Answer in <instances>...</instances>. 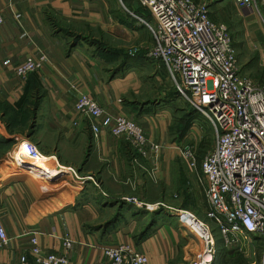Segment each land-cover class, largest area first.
Instances as JSON below:
<instances>
[{"label":"crops","instance_id":"crops-1","mask_svg":"<svg viewBox=\"0 0 264 264\" xmlns=\"http://www.w3.org/2000/svg\"><path fill=\"white\" fill-rule=\"evenodd\" d=\"M118 10L104 0H0V115L14 127L8 135L14 143L28 141L41 156H53L65 179L47 181L28 168L19 173L11 160L18 146L10 156L13 168H0V221L9 238L0 247L5 264H21L22 256L36 264L34 236L45 252L61 253L64 240L71 239V264H108L104 248L121 243L135 245L147 255V264H188L196 252L176 218L157 207L187 198L188 173L180 162L187 161L178 150L186 136L179 141L173 113V105L184 102L164 68L148 58L151 33ZM241 11L252 18L248 9ZM104 34L111 44L99 43ZM42 55L47 61L40 72L26 79L17 75L28 57ZM82 94L94 98L106 116L139 122L161 150L144 158L106 128L96 137L89 119L76 111ZM6 130L0 119V134ZM60 168L78 176L68 175V181ZM17 174L22 176L4 182ZM190 194L193 203L198 189ZM118 210L121 218L111 222Z\"/></svg>","mask_w":264,"mask_h":264},{"label":"built area","instance_id":"built-area-1","mask_svg":"<svg viewBox=\"0 0 264 264\" xmlns=\"http://www.w3.org/2000/svg\"><path fill=\"white\" fill-rule=\"evenodd\" d=\"M136 1L148 18L127 11L153 37L148 58L164 68L180 100L197 110L215 134V146L200 160L198 173V188L206 199L205 217L191 209L166 206L177 218L189 244L196 246L193 257L185 263L217 264L219 243L222 242L223 249L246 240L262 243L260 264H264V90L241 73L229 27L211 18L208 2ZM234 1L252 13L259 10L256 0ZM3 22L0 11V25ZM46 61V55L28 57L16 73L26 79L31 73L40 72ZM75 107L89 119L96 137L106 128L112 135L130 141L144 158L150 150L159 152L162 148L160 143L147 139L139 122L124 115L106 116L101 105L89 95H80ZM198 121L193 123L186 142L178 145L191 169H197L199 161L200 142L194 137ZM69 171L77 175L73 169ZM149 172L156 178L155 167ZM8 242L0 221V247ZM31 243L36 264H71V239L64 240L61 253L45 252L35 236ZM104 254L108 264L148 263L147 255L129 243L107 246ZM20 261L28 264L27 256ZM0 264L5 263L0 260Z\"/></svg>","mask_w":264,"mask_h":264},{"label":"rangeland","instance_id":"rangeland-1","mask_svg":"<svg viewBox=\"0 0 264 264\" xmlns=\"http://www.w3.org/2000/svg\"><path fill=\"white\" fill-rule=\"evenodd\" d=\"M104 1L107 2L108 4H110L111 1L112 3L113 2L116 3V6L119 8L118 12H120L121 13L120 15L123 16L125 19L132 17L128 11L130 12L136 11L143 17L148 18V13L143 9L142 6H140V4L136 0H104ZM200 1L209 3L212 18L215 19V21L225 23L229 27L232 43L238 55V64L241 73L249 77L252 81L256 83V85H258L261 89L264 90V58L262 57V54L264 53V1L256 0L260 4L261 13H251L253 14L252 16L253 19L245 18V15L241 11V8L235 3L234 0H200ZM131 19L136 20L134 17H132ZM252 20L253 22H251ZM88 37H92L91 34H88ZM108 37L109 36L107 34L100 35V40L98 39L99 43L103 46L108 45L109 44L108 42H110V41L108 42L106 41L110 39ZM152 45H153V37H152ZM100 51L103 52V49H101ZM178 104L173 105L174 106L173 113H174V123H178V127L180 129L187 125L185 119L187 116L186 110H188V107L185 104H183L181 101ZM183 108H185L186 110H183ZM6 131L7 134H4V137L14 134L15 132V130L12 131L10 129ZM194 137H196L197 141L200 142L199 149L197 151V155L199 159L197 163V169H191L187 165V162L183 160L180 161L181 164H184V166L186 167V171L188 173L186 174V177H188V182L186 183V188H185L186 191L185 193L187 194L185 193L183 194V196L187 195V198L185 196L184 203L182 202L177 205L174 204L173 206L183 209H191L195 211L199 217L203 218L205 217L206 199L204 192L201 189L197 188L196 182H198V173L200 172V160L203 157H205L208 154V152L215 146V134L212 126L209 123H207L204 119L200 118L198 122V133L195 134ZM8 138L9 139H4V140L10 141L12 139L11 136H8ZM184 142H186V139L184 140ZM17 144L18 143H13V139L11 140V142L8 143H5L4 141L0 142V168L7 166L13 168L12 166L13 162H11L13 158H11L10 156L14 151V149L17 147ZM26 168L27 165L25 164L23 167L22 166L19 167L18 172ZM22 172L25 173L24 171ZM21 176L22 174L13 175L4 182L6 183L9 180L19 179V177ZM73 176L76 177V175L72 173L71 180H74ZM66 177L69 176L67 175L65 176V178ZM67 179L68 181L70 180V178ZM43 181L44 180H42V182ZM4 182H2V184ZM65 185H67V183H65ZM196 189H198V194L194 199V202L190 203L192 201L190 193H194ZM183 196L181 195V200ZM174 197L178 199V195H175ZM131 200L134 201L136 199L131 198ZM168 205L169 203L165 201L158 203V206H160V210L158 211H164L166 215H168V217H171L172 215L170 214V210L166 207ZM149 207L153 208L152 206ZM121 214L122 213L120 212V210H118L116 214H114L111 222L114 220H119L121 218ZM222 247L223 246L221 242L219 243L217 264H233L234 258L242 260L243 264H260L261 257L263 254V246L262 243L260 242H249L246 240H240L239 242L235 243L229 248H226V250H222Z\"/></svg>","mask_w":264,"mask_h":264},{"label":"bare ground","instance_id":"bare-ground-1","mask_svg":"<svg viewBox=\"0 0 264 264\" xmlns=\"http://www.w3.org/2000/svg\"><path fill=\"white\" fill-rule=\"evenodd\" d=\"M14 152L13 160L18 167H23L25 164L32 174L41 175L47 181H64L63 175L59 173L57 162L54 157L41 156L31 144L23 142ZM14 163V162H13ZM12 163V164H13ZM61 169V168H60ZM63 173L71 176L69 169H61ZM70 178V177H69ZM177 221V218H176Z\"/></svg>","mask_w":264,"mask_h":264},{"label":"trees","instance_id":"trees-1","mask_svg":"<svg viewBox=\"0 0 264 264\" xmlns=\"http://www.w3.org/2000/svg\"><path fill=\"white\" fill-rule=\"evenodd\" d=\"M195 1L198 2L200 0H195ZM136 13H138V12H136ZM211 18H212V14H211ZM213 20L215 21V19H213ZM184 104L188 107V112L186 111L187 116H186V119H185L186 120L185 122H186L187 125L184 126L183 128H180V129H179V127H177V133H178L179 141H181L185 137V135L187 134L188 130L192 127V125L195 122V120H198V119L201 118V114L197 110H195L191 105H189L188 103H185V102H184ZM0 112H2V110ZM0 119L3 122L6 123L7 130H9V129L12 130V131L14 130V127L10 126V124L8 123V120L3 115H0ZM177 125H178V123H177ZM4 139H9V138H8V136L4 137V135L0 134V142L4 141L5 143H8V142H11V140L13 138L10 141L9 140L5 141ZM13 143H14V139H13ZM233 264H243V262H242V260L234 258L233 259Z\"/></svg>","mask_w":264,"mask_h":264}]
</instances>
